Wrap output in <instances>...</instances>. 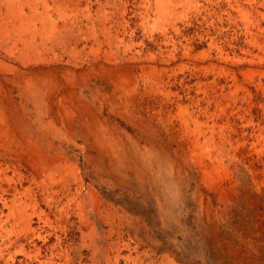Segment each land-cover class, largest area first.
<instances>
[{"label":"rangeland","instance_id":"1","mask_svg":"<svg viewBox=\"0 0 264 264\" xmlns=\"http://www.w3.org/2000/svg\"><path fill=\"white\" fill-rule=\"evenodd\" d=\"M246 1L0 0V171H2V174L0 173V264H264V132H262L263 136L259 137L258 119L253 123L257 126L253 130H251L252 126L248 122L238 120V160L245 162L251 168L244 170L241 172L242 174H238V241H232L231 234L226 233L230 230L226 228L228 231H223L222 226L220 227L221 234H218L220 237L216 232H212L211 228L204 234V231L202 232L197 225L192 224L191 220H188L184 225H179L170 218L174 205L173 199L167 201L162 194H156L158 196L156 197L158 200L157 210L153 194L145 188L136 199L125 196L127 197L125 200L134 208L137 206L134 209L137 211V215L143 221L145 220L144 223L153 230L152 232L156 233L158 237L161 236L163 252L158 254L156 259L147 260L143 250L136 248L134 244L129 247L123 246L124 244L115 247L105 245L99 229H97V233L95 232V236H97L92 245L89 242L90 239L86 241V244H80L79 233H71L69 239L66 238L65 230L59 224V215L50 211L43 197L45 183L47 186L56 187L66 178L62 169L63 164L53 161L49 168L50 172L48 170L43 176L44 184L38 188L33 187L34 193L29 197L24 190L30 184L26 180L25 182L19 180L30 171V166L26 160L28 151L37 154L39 147H41L43 152L46 151V156L54 160L57 158V154L64 151L65 146L61 142L59 143L60 134L64 131V128L62 129L64 126L62 121L65 120L63 109H68L75 116L77 115V118H74L76 125L78 118L80 121H86L87 127H90L89 130L87 128V139L93 138L96 133L100 135L101 131L97 126L93 128L95 125L92 119L87 113L81 112L82 109L78 107L79 103H89L93 106L92 109L99 105L102 109L101 118L105 123H108L110 127L113 126L115 130L117 127L120 130L125 128L122 121L126 118L121 117H126L122 108L124 100L118 105L121 108V114L110 113L105 102L102 104L100 103L101 100H97L96 97L95 99L90 97L92 100L89 98L90 93L87 90L96 88L94 86L97 81L95 74L86 76L88 77L87 83L79 78L81 74H88L89 70L95 72L106 62L109 63L113 60L119 63L122 61L123 69L136 72V74L168 69V71H177L181 77L182 73L188 72L195 64V67L205 69L212 67L211 70L218 71L221 76H229L231 72H234L239 82L238 101L245 95L247 96L245 99L250 97L256 107L255 115L257 117L260 114L261 105H264V97L256 86H250L248 83L245 85V82L247 78L252 80L259 78L258 69L262 65L264 66V51L254 50L260 57L254 60L242 54L243 49L247 48V41L244 36L245 20L241 16L242 13L238 14L236 10L231 8L235 2H238V5L245 3L244 5L248 7ZM257 1L262 2L264 0ZM160 10L163 11L162 15H160ZM249 12H251L250 9ZM248 16L253 21L260 20L262 27H264L262 17L257 19V16L252 12L248 13ZM71 26L73 27L71 28ZM163 31H166L167 36L172 38L176 53H179L171 66L162 65V61L166 57L164 48L160 47L162 37H164ZM208 37L220 41L219 43L224 47L225 52L223 58L219 59L215 50H209L206 40ZM187 40L190 41L187 42ZM185 47L187 50L184 49ZM185 52L190 55L191 61L182 59L181 56ZM194 60L197 62L194 63ZM249 60L253 61L250 63ZM255 63L256 67L254 66ZM27 64L33 66L36 71L43 69L39 77L43 78L46 83L51 84L56 81L61 84L57 98H49L46 93L44 101L36 103V101L26 97L22 90L23 79L17 77V72H25V79L33 78L34 75L28 70L30 68L25 66ZM65 71L74 73V77L70 78V84L64 82L62 74ZM73 78H75L74 81ZM62 84L65 88L62 87ZM68 89L72 91L75 89L74 91L77 92L74 93L77 98L74 104L71 103V99H67L63 95ZM80 90L86 96L82 97ZM107 92L108 95L111 94L110 89ZM62 98L65 99L62 100ZM49 105H52V108L47 112ZM44 111H46L47 116H43ZM13 118L21 120L24 123V129H20ZM141 125L157 129L154 120ZM77 129L79 127L74 128L72 132H77ZM20 133L26 135L21 136ZM28 136L40 137V140L44 139L42 142L45 140L47 142L40 143ZM74 140L75 142L72 143L74 147L71 145L67 151V154L71 155L70 157L75 156V152H79L76 149L83 146V143L77 139ZM84 161L81 159L80 163L83 164ZM6 162H10L14 167L7 168ZM57 167H60V170ZM50 178H54V181L52 179L51 181ZM243 185L245 188L242 191ZM10 187L17 189V195L14 199L19 200L15 203L12 201L13 197L5 192ZM157 188L159 191L163 190L161 182L158 183ZM102 197L107 204H113L114 198L108 192H103ZM5 203L8 207L15 208L12 215H9L10 208H3ZM213 205L216 203L213 202ZM25 206L26 208L21 211V207ZM23 212L25 217H21ZM162 221L164 225L161 223ZM42 222H45V227ZM60 231L63 232L59 233ZM50 233L51 235H49ZM126 242L128 241L126 240ZM232 243L235 245L232 246ZM89 245L91 246L89 247ZM131 246L135 247L132 248ZM73 249L76 251L74 252ZM199 253L201 254L199 255ZM165 254L166 256H164ZM114 255L119 256L116 258Z\"/></svg>","mask_w":264,"mask_h":264},{"label":"bare ground","instance_id":"2","mask_svg":"<svg viewBox=\"0 0 264 264\" xmlns=\"http://www.w3.org/2000/svg\"><path fill=\"white\" fill-rule=\"evenodd\" d=\"M246 2L248 7L244 5L245 3L240 4L241 2L239 3L240 5H238V2H235L233 3L234 6L232 5V7H230L234 9V11L236 10L238 14L242 13L241 16L244 17V36L247 41V48L243 49L242 54L254 60L260 58L258 53H255L254 50H258L259 52L264 51V27H262L260 20H251L248 13L252 12L257 16V19L262 17L264 21V1L247 0ZM161 9L163 10V8ZM249 9L251 12H249ZM160 12V15H162L163 11L160 10ZM72 27L73 26H71V28ZM108 27L109 26H107V28ZM162 33L164 37H162L160 47H163V51L166 53L162 65L171 66L177 59L176 55L179 53H176L174 42L171 37L167 36V32L163 31ZM190 40H187V42ZM206 40L208 41L209 50H215L218 58H223L225 52L224 47L219 43L220 41L218 42L215 38L211 37H208ZM184 49L187 50V47ZM181 57L182 59L191 61V59H189L190 55L187 52L183 53ZM97 58H99V56ZM253 60H249V62L251 63ZM196 62L197 61L194 60V63ZM121 63L114 60L109 63L106 62L95 72H93L94 70H89L88 74L80 73L81 76H79V78L83 79L84 83H87L86 80L88 77L86 76H89V74L93 76L95 74L97 81L94 86L96 88L93 90H91V88L88 90L86 89L88 93H90L89 98L92 97L95 99L96 97L97 100H101H99L100 103L103 104L105 102L110 113L114 112L118 113V115L121 114L122 111L118 105L124 100L123 107H121L126 117H121L126 118L122 121L125 128L120 130L117 127L115 130L113 126L110 127L108 123H105L101 118L102 109L99 105L92 109L93 106L89 103H79L78 107L82 109L81 112L87 113L92 119L95 125L93 128L97 126L101 131L100 135L96 133L93 135V138L89 136L91 139H87L88 135L86 132L87 128L89 130L90 127H87L86 121H80L78 118L76 125L74 123L76 121H74V118L77 115L75 116V114L68 109H63V118H65V120L62 121V124H64L62 129L64 128V131L60 134L61 139L59 143L61 142L65 146V149L60 154L56 155L57 158L55 160L48 158L46 156V151L44 150L43 152L41 147H39L37 154L33 151H28V158L26 160L30 166V171H27V175H22V179L19 178L20 181L24 180L25 182L26 180L30 184L27 189L24 188L26 189L24 190L25 194L29 197L34 193L33 187L38 188L42 186V184H44V174L49 170L53 161H58L63 164L62 169L64 175H66L64 177L66 178L56 187L51 185L47 186L45 183L43 189L45 194H43V197L50 211L56 212L59 215V224L62 226V229L65 230L64 234L66 238H68L71 233H79L80 244H86V241L90 239L89 242L92 245L97 236H95L97 233L96 231L99 229L101 230V236L105 245L107 244L109 247H115L124 244L123 246L129 247L134 244L136 248L143 250L147 260L152 261L156 259L158 254L160 255V253L163 252V245L160 241L161 236L158 237L156 233L152 232L153 230L148 228L144 223L145 220L143 221L140 216L137 215V211L134 210L137 206L134 208L125 200V198H127L125 196L136 199L146 188L149 193L153 194L157 210V195L162 194L166 197L167 201L173 199L174 205L170 218L179 225H184L188 220H191V223L197 225L202 232L204 231V234L211 228V231L216 232L217 235L221 234L220 227L222 226L223 231H228L226 228L230 230V232L226 233L231 234L230 238L232 241H238V174H242L241 172L244 170L251 169L245 162L243 163V161L238 160V120H245L248 122V124L252 126V129L250 128L251 130L258 126L257 131H260L259 137L263 136L264 105H261L260 114L257 118L255 115L257 112L256 107L250 97L245 99L247 97L245 95L238 101L239 82L234 72H231L229 76H221L218 71L211 70L212 67L205 69L203 67H195V64L188 72L182 73L181 77L177 71L176 73L174 70L168 71V69L163 71L152 70L136 74V72L123 69V62L121 61ZM85 64L88 63L85 62ZM255 65L256 63L254 66ZM25 66L30 68L28 70L29 72L31 71L30 73H32L34 77L25 79V72L21 73L19 71L17 72V77L23 79L22 90L25 92L27 98L39 103V101H44L46 93L49 98L58 97L61 90L60 83L56 81L51 84L46 83L43 78L39 77L43 69H38L36 71L33 69L34 67L29 64ZM263 68L264 66L262 65L261 68L258 69V79L252 80L251 78H247L245 85L248 83L250 86H256L264 97ZM62 75L64 82L67 84H70V78L74 77V73L71 71H65ZM74 80L75 78H73V81ZM62 87H64L63 84ZM109 89L111 90L110 95H108L107 92ZM74 90L68 89L66 94H63L67 99H71V103L73 104L77 100L74 94L77 92ZM80 93L82 97L86 96V94H83L82 90H80ZM63 99L65 98H62V100ZM240 103L242 105H238ZM116 106L118 108H115ZM51 108L52 105L48 108L47 112H49ZM44 110L46 109L44 108ZM43 116H47L46 111L43 112ZM256 119H258L257 126L253 124ZM13 120L20 129H24V123L21 120L17 118H13ZM150 120H154L157 129L141 125L150 122ZM25 126L27 125L25 124ZM78 127L79 129H77V132H72L74 128ZM24 134L25 133H23V135L21 134V136H24ZM28 137L40 143L47 142L46 140L42 142L44 139L41 138L43 140H40V137ZM74 139L83 143V146L76 149L79 152H75V156L70 157L71 155L69 156L67 151H69L68 148L72 143L75 142ZM81 159L85 160L83 164L80 163ZM6 163L7 168L14 167L10 162ZM1 172L2 171H0V173ZM51 179L53 180L54 178H50V180ZM86 180H88V183H86ZM159 182H161L163 186V190L161 191L157 188ZM244 188L243 185L242 191ZM2 190L4 191V189ZM16 191L17 189L15 187H10L5 192L14 199L17 195ZM103 192H108L109 195L114 198L113 204H107L106 201H104L102 197ZM13 199L12 201L14 203L19 200ZM213 202H215L216 205H213ZM26 206L21 207L20 210L22 211ZM6 207L10 208L11 211L9 215H12L15 208L11 206L8 207L7 203L3 204V208ZM34 208L36 209V207ZM23 215L24 212L21 217H25ZM6 219L8 218L6 217ZM39 220L41 219L39 218ZM44 223L45 222H42L43 226ZM161 223L164 225L163 221ZM62 232L63 231H60L59 233ZM98 233L100 232L98 231ZM49 235H51V233ZM126 240L128 242H126ZM91 245H89V247ZM234 245L235 244L232 243V246ZM115 249L117 250V248ZM73 251L75 252L76 249H73ZM200 254L201 253H199V255ZM114 256L117 258L119 255ZM164 256H166V254Z\"/></svg>","mask_w":264,"mask_h":264}]
</instances>
